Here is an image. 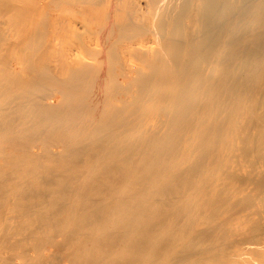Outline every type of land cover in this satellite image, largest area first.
Instances as JSON below:
<instances>
[{
    "label": "bare ground",
    "instance_id": "obj_1",
    "mask_svg": "<svg viewBox=\"0 0 264 264\" xmlns=\"http://www.w3.org/2000/svg\"><path fill=\"white\" fill-rule=\"evenodd\" d=\"M249 244L264 0H0V264H264Z\"/></svg>",
    "mask_w": 264,
    "mask_h": 264
},
{
    "label": "rangeland",
    "instance_id": "obj_2",
    "mask_svg": "<svg viewBox=\"0 0 264 264\" xmlns=\"http://www.w3.org/2000/svg\"><path fill=\"white\" fill-rule=\"evenodd\" d=\"M260 247H262V248H257V244H249V245H247V246H243V247H241V246H239V245H237V247H236V253L238 254V255H240L241 253H244V252H246V253H249V254H251V255H253V256H256L257 258L258 257H262L263 255H264V246H260ZM258 249V250H257ZM235 254V253H234ZM255 257V258H256ZM246 261V258L244 257V258H242L241 256H240V258L239 259H234V261L232 260V262L233 263H235L236 261Z\"/></svg>",
    "mask_w": 264,
    "mask_h": 264
}]
</instances>
